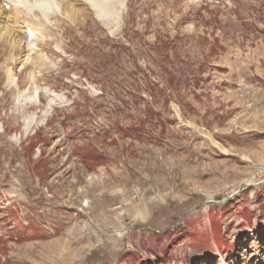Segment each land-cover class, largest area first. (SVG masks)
Masks as SVG:
<instances>
[{"label":"rangeland","instance_id":"1","mask_svg":"<svg viewBox=\"0 0 264 264\" xmlns=\"http://www.w3.org/2000/svg\"><path fill=\"white\" fill-rule=\"evenodd\" d=\"M123 1L1 23L0 264H264V0Z\"/></svg>","mask_w":264,"mask_h":264},{"label":"bare ground","instance_id":"2","mask_svg":"<svg viewBox=\"0 0 264 264\" xmlns=\"http://www.w3.org/2000/svg\"><path fill=\"white\" fill-rule=\"evenodd\" d=\"M84 1L93 11L95 18L101 23V25L107 28L111 34L117 33L120 30V16L123 10L125 9L123 0H84ZM55 2L56 0H0V36L8 31L7 28H5V26L1 24L3 23V21H8V20H14L15 22L18 21L25 22L26 31L28 29L31 32L38 30L42 31V27L44 28L43 32L46 31L45 27L47 25L46 24L47 21L44 19H48L47 18L48 16L50 15L52 16L53 13L58 11V7ZM37 12L41 14V17H38L39 19L34 17V15L37 14ZM7 75L9 82L10 81L13 82V79L11 78L10 74L7 73ZM36 95L32 97L34 101L37 99ZM50 104L51 103L49 102V105ZM46 115L47 114H45L44 116ZM30 123L31 122L28 123L26 122L25 125L23 126L24 134L29 128Z\"/></svg>","mask_w":264,"mask_h":264}]
</instances>
